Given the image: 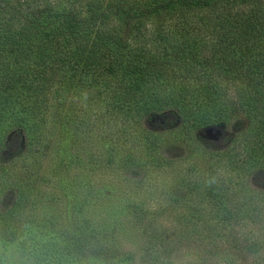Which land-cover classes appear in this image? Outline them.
<instances>
[{
  "label": "rangeland",
  "instance_id": "1",
  "mask_svg": "<svg viewBox=\"0 0 264 264\" xmlns=\"http://www.w3.org/2000/svg\"><path fill=\"white\" fill-rule=\"evenodd\" d=\"M15 1L0 2V28L25 27ZM36 50L0 64V264H264L263 129L230 104L182 130L169 105L104 118L99 82ZM23 75L52 103L37 130L10 118Z\"/></svg>",
  "mask_w": 264,
  "mask_h": 264
},
{
  "label": "trees",
  "instance_id": "2",
  "mask_svg": "<svg viewBox=\"0 0 264 264\" xmlns=\"http://www.w3.org/2000/svg\"><path fill=\"white\" fill-rule=\"evenodd\" d=\"M15 3L10 10L20 16L12 18L21 17L25 27L20 31L13 26L0 28L2 67L21 58L33 62L37 48L40 61L51 55L54 72L70 67L79 72L76 75L83 72V77H92L90 83L99 82V93L107 97L103 100L104 118L115 114L113 119L120 123L127 117L136 122L142 114L155 109L162 112L169 105L181 118L182 130L207 123L211 116L221 117L219 109L230 104L245 114L250 130L264 131V0H16ZM30 37L36 41L30 43ZM3 48L13 55L5 58ZM30 52L34 57L27 55ZM3 71L4 68L0 77L5 75ZM56 73L51 80L55 81ZM28 79L23 75L20 86L23 99L10 118L26 128L38 124L37 130L43 124L39 117L45 116L48 107L42 101L50 98L41 95L33 98L32 91L39 88ZM57 101V106L63 104ZM76 101L79 99L72 104ZM74 108V104L65 108L70 114L66 117L73 118ZM261 146H256L257 153L264 152ZM112 157L108 158L110 165L115 161ZM18 195L19 200L12 207L21 205L22 192ZM231 214L228 210V216ZM9 216L8 226L14 224V217Z\"/></svg>",
  "mask_w": 264,
  "mask_h": 264
}]
</instances>
